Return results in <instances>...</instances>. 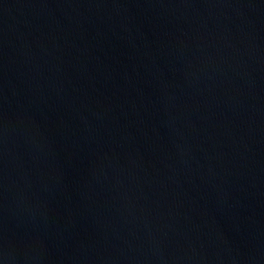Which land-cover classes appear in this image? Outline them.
Returning a JSON list of instances; mask_svg holds the SVG:
<instances>
[{"label": "water", "instance_id": "1", "mask_svg": "<svg viewBox=\"0 0 264 264\" xmlns=\"http://www.w3.org/2000/svg\"><path fill=\"white\" fill-rule=\"evenodd\" d=\"M0 264H264V0H0Z\"/></svg>", "mask_w": 264, "mask_h": 264}]
</instances>
